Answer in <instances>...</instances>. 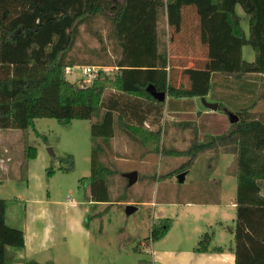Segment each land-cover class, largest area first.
<instances>
[{
    "label": "rangeland",
    "instance_id": "rangeland-1",
    "mask_svg": "<svg viewBox=\"0 0 264 264\" xmlns=\"http://www.w3.org/2000/svg\"><path fill=\"white\" fill-rule=\"evenodd\" d=\"M237 13L243 16L240 8ZM138 14H144L145 18H138V26L133 34H128L132 35L133 41L125 39L120 47L112 41L110 24L105 18L98 17L82 25L80 36L70 52L78 65L65 70L67 80L80 85L77 66L92 64L101 67L105 74L113 75L116 65H130L132 56L137 57L141 63L138 64L147 65L155 63L156 53L165 51L175 84L191 87L190 76L184 68L197 70L202 67L199 62H210L209 48L204 41L209 36L208 30L217 29L219 22L209 17L202 19L195 7L186 6L177 16L176 28L165 11L159 12L158 19H155L150 0L140 4ZM129 24L126 22L127 26ZM241 26L247 32V20H243ZM146 37L151 40L147 42ZM148 47L152 49H146ZM241 52L245 61H253L254 52L250 46L242 47ZM232 58L228 57L230 62ZM242 85L221 73H212L208 94L195 100L196 107L207 113L204 117L196 116L190 110L177 116L168 113L166 94L162 114L158 116L160 123L141 127L159 132L157 151L143 146L141 138L115 124L114 139L108 144L99 143L100 161L107 169L105 180L110 200L103 205L85 204L93 120H72L62 124L53 118H37L34 126L26 130L0 129V198L7 202V225L17 227L25 206L33 200L54 202L52 208L65 212V217L86 206L85 221L91 232L89 243L92 245L90 264H152L155 259L153 251L155 254L178 248L175 241L181 237L186 248L197 247L204 233L211 236L209 245L234 248L231 229L235 209L230 203L236 196L235 156L207 151L199 154L186 172L179 173L186 158L165 153L184 151L194 137L201 141L205 136L223 134L230 127L231 116L242 108L252 113L264 112V79L249 83L248 92L242 91ZM113 92L114 89L106 91ZM204 103L221 106L219 110L211 111ZM27 147L35 149L34 158L25 157ZM66 157L72 158L69 171L65 170L68 167ZM140 159L145 163H139ZM136 169L140 171L138 182L129 186L123 174ZM182 173L187 176L179 182L178 176ZM217 188L222 192L219 201L214 198ZM67 199L79 208L72 209ZM183 199L197 205L186 207L180 202ZM143 202L152 204L147 206L141 204ZM127 206L135 210L128 214ZM158 217L171 220V226L161 239L152 241L150 226Z\"/></svg>",
    "mask_w": 264,
    "mask_h": 264
},
{
    "label": "trees",
    "instance_id": "trees-1",
    "mask_svg": "<svg viewBox=\"0 0 264 264\" xmlns=\"http://www.w3.org/2000/svg\"><path fill=\"white\" fill-rule=\"evenodd\" d=\"M143 2L0 0V129L26 130L34 126L37 118H53L62 124L93 120L88 187L94 204L110 202L105 180L107 169L100 161L99 143L108 144L114 136L115 124L129 129L150 150L159 148V132L141 129L149 116H161L164 106L146 91L147 86L165 92L169 99H192L208 94L212 73L241 82L243 92H248L249 83L264 79V0H150L155 19L159 12L165 11L176 28L177 16L186 6L195 7L202 19L209 17L219 22L217 29L208 30L209 36L204 41L210 62H200L204 68L184 70L190 76L191 87L175 84L165 51L156 53L152 64L140 65L137 57L132 56L131 64L116 65L113 75L100 70L87 87L68 81L65 70L78 65L70 52L80 36V27L103 17L110 24L112 41L120 47L125 39L133 41L128 34L138 26V18H145L144 14H138ZM237 8L243 16L237 13ZM243 20H247V32L241 26ZM202 32L204 36V28ZM244 46L252 48L253 61L242 58ZM228 57H233V61ZM109 89L115 90L114 97L106 93ZM125 105L131 107L126 119L122 108ZM235 116L237 121L230 123L221 135L205 136L201 141L194 137L184 151L165 153L162 149L166 155L186 158L179 173L186 172L197 156L207 151L235 156V219L231 229L234 264H264V112L252 113L242 108ZM35 155L34 148L25 149L26 158ZM65 160L68 163L65 170L69 171L72 158ZM6 208V200L0 198V264L7 247L20 249L25 243L23 231L6 224ZM170 226L171 220L157 219L150 227V240L161 239ZM210 241L211 236L204 233L195 251H206Z\"/></svg>",
    "mask_w": 264,
    "mask_h": 264
},
{
    "label": "crops",
    "instance_id": "crops-1",
    "mask_svg": "<svg viewBox=\"0 0 264 264\" xmlns=\"http://www.w3.org/2000/svg\"><path fill=\"white\" fill-rule=\"evenodd\" d=\"M201 66L203 67V64H201ZM186 68L188 67L184 69ZM108 96L110 98L114 97L112 93H108ZM197 99L198 98H167L166 106L167 103L170 104L169 109L167 108L169 110L168 113L177 116L189 113L190 110V112L194 111L196 116L202 115V117H204L207 113H204L196 107L195 100ZM122 108L124 110V119H126L131 107L130 105H125L124 107L122 106ZM159 118L160 117L156 116V120L153 121L154 117L149 116L144 120L143 126L149 123L157 125L160 123ZM131 121L135 122L134 119ZM114 137L115 136H113L112 140ZM138 162L145 163L144 160L141 159L138 160ZM131 172L136 173L135 183H137L140 172L138 169L125 172L123 176L126 178V174ZM186 176L187 174L184 175L183 181ZM215 191H217V193L214 198L219 201L222 195L221 188H217ZM85 198L86 206L94 205L89 198V187L85 190ZM171 201L175 200L172 199ZM180 202L184 203L186 207H194L197 205L188 199L180 200ZM67 203H70L69 205L72 209L77 210L79 208L76 203L68 199ZM80 204H83V202ZM103 204L104 203H99L95 205ZM141 204L151 206L152 203L143 202ZM53 205H55V203L52 201H42L38 199L31 201V203L25 206L24 215L19 219L18 226L12 227L23 231L25 240L24 247L20 249L7 247L3 256V264H27L29 262L31 264H90L88 259L92 245L89 243L91 232L88 228V223L85 221L88 212L86 206L76 211L75 214L65 217V212L54 210L52 208ZM216 205L217 204H212V206ZM230 205L235 209V201H231ZM6 219L7 215L5 212V221ZM158 219L160 218L158 217ZM219 223H222V220H220ZM181 239L182 237L175 241L178 242L176 245L178 248L172 250H169L171 249L169 248L155 254L153 251L152 256L154 255L153 257H155V259H152V264H154V260L158 261L157 264H234L235 257L233 248L222 247L220 245H209L206 251L197 252L195 251L196 247L191 246L186 248ZM146 241H148V239H146ZM83 248L85 251H81Z\"/></svg>",
    "mask_w": 264,
    "mask_h": 264
},
{
    "label": "water",
    "instance_id": "water-1",
    "mask_svg": "<svg viewBox=\"0 0 264 264\" xmlns=\"http://www.w3.org/2000/svg\"><path fill=\"white\" fill-rule=\"evenodd\" d=\"M146 91L158 102H164L165 101V98H166V93L165 92H161V91H157L155 89L154 86L152 85H149L147 86L146 88ZM204 105L210 109L211 111L213 110H216L218 105L216 103H204ZM237 121V117L235 115H232L231 116V123H235ZM49 153L51 155H53L52 151L50 150ZM184 173L180 174L178 176V180L179 182H183V179H184ZM126 178L128 179V185L131 186L132 184L135 183V180H136V173L135 172H131V173H128L126 174ZM135 208L132 207V206H127L126 208V211L127 213H131L132 211H134Z\"/></svg>",
    "mask_w": 264,
    "mask_h": 264
},
{
    "label": "built area",
    "instance_id": "built-area-1",
    "mask_svg": "<svg viewBox=\"0 0 264 264\" xmlns=\"http://www.w3.org/2000/svg\"><path fill=\"white\" fill-rule=\"evenodd\" d=\"M76 68L80 71V86L87 87L93 83V81L97 78L100 70H103L101 67L93 66V65H82L77 66ZM69 70V68H67Z\"/></svg>",
    "mask_w": 264,
    "mask_h": 264
}]
</instances>
